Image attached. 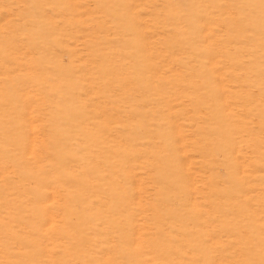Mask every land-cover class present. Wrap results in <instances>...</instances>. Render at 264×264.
Segmentation results:
<instances>
[{
  "label": "rangeland",
  "instance_id": "rangeland-1",
  "mask_svg": "<svg viewBox=\"0 0 264 264\" xmlns=\"http://www.w3.org/2000/svg\"><path fill=\"white\" fill-rule=\"evenodd\" d=\"M0 264H264V0H0Z\"/></svg>",
  "mask_w": 264,
  "mask_h": 264
}]
</instances>
